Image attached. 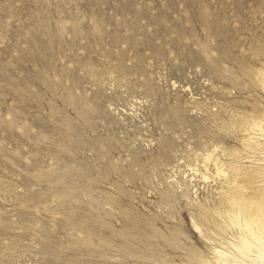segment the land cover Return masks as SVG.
<instances>
[{
	"label": "rangeland",
	"instance_id": "374dc122",
	"mask_svg": "<svg viewBox=\"0 0 264 264\" xmlns=\"http://www.w3.org/2000/svg\"><path fill=\"white\" fill-rule=\"evenodd\" d=\"M263 130L264 0H0V264H220Z\"/></svg>",
	"mask_w": 264,
	"mask_h": 264
},
{
	"label": "bare ground",
	"instance_id": "6f19581e",
	"mask_svg": "<svg viewBox=\"0 0 264 264\" xmlns=\"http://www.w3.org/2000/svg\"><path fill=\"white\" fill-rule=\"evenodd\" d=\"M258 131L260 132V129H258ZM260 134L258 133V135H260ZM233 201H235L234 203L240 202L239 200H236V199H234ZM235 209H237V208H235ZM235 212H237V211H235ZM236 214L237 213H235V215ZM241 215H243V214H241ZM254 216H252V217H254ZM256 216L254 217L255 219H256ZM240 217H242V216H240ZM240 217H238V218L240 219ZM246 217H248V216H246ZM233 219H234V216H233ZM239 219H237V220H239ZM231 222H232V224H234L233 221H231ZM255 223L257 224V226L259 225V228L257 227V230L256 229L254 230V228L252 227V224L248 220L246 221L247 226H245V224H244L245 228L241 227V228H243V231L245 230V232L244 233L241 232V234L238 238L239 239V245H237V246H238L239 250H238V248L236 249L238 251V252L236 251L237 254L220 252V254H223V260L220 261V258H219L220 264H264V219H260L259 221H254L253 224H255ZM235 227H236V225H235ZM258 230H260V232H258ZM233 245H235V244L233 243Z\"/></svg>",
	"mask_w": 264,
	"mask_h": 264
}]
</instances>
